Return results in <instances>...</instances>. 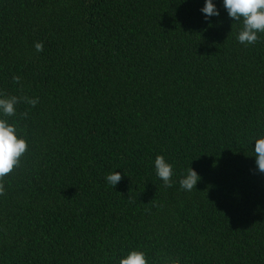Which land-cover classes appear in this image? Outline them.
Returning a JSON list of instances; mask_svg holds the SVG:
<instances>
[{"label": "trees", "instance_id": "trees-1", "mask_svg": "<svg viewBox=\"0 0 264 264\" xmlns=\"http://www.w3.org/2000/svg\"><path fill=\"white\" fill-rule=\"evenodd\" d=\"M213 3L0 0V91L39 98L6 118L28 151L0 196V264H264V34L239 43Z\"/></svg>", "mask_w": 264, "mask_h": 264}, {"label": "clouds", "instance_id": "clouds-1", "mask_svg": "<svg viewBox=\"0 0 264 264\" xmlns=\"http://www.w3.org/2000/svg\"><path fill=\"white\" fill-rule=\"evenodd\" d=\"M223 7L227 10L230 19L242 24L237 40L244 45H253L260 41V34H264V0H223ZM205 18L219 16L220 13L213 3V0H205L201 9ZM234 23V24H236ZM233 24V25H234ZM232 25V26H233ZM37 52L43 51V42L34 44ZM13 83L20 84L21 77L14 76ZM27 104L36 107L39 98H31L27 95H8L0 91V196L6 194L5 180L15 169L20 167L21 158L28 151L27 140L20 135V129L16 123H9L7 117L17 115V105ZM27 112L20 113L26 118ZM255 164L260 173H264V137L255 140ZM156 175L163 181L166 188L173 186L174 175L173 165L168 163L164 156L157 155L154 161ZM106 180L113 188L122 180V175L113 172L107 175ZM201 177L191 167L187 174L180 179L179 184L182 190L191 192L196 190V185ZM119 264H149L144 251H130L126 258L119 260ZM161 264H181L179 257L164 256Z\"/></svg>", "mask_w": 264, "mask_h": 264}]
</instances>
